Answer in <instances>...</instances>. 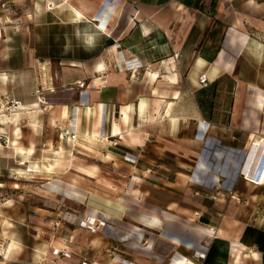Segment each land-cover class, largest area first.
I'll use <instances>...</instances> for the list:
<instances>
[{"label": "crops", "instance_id": "crops-1", "mask_svg": "<svg viewBox=\"0 0 264 264\" xmlns=\"http://www.w3.org/2000/svg\"><path fill=\"white\" fill-rule=\"evenodd\" d=\"M24 1L0 0L34 20L0 41V264H264V0Z\"/></svg>", "mask_w": 264, "mask_h": 264}, {"label": "rangeland", "instance_id": "rangeland-1", "mask_svg": "<svg viewBox=\"0 0 264 264\" xmlns=\"http://www.w3.org/2000/svg\"><path fill=\"white\" fill-rule=\"evenodd\" d=\"M30 3L29 0H25L24 1V5L21 4V5H12V7H16L17 10H18V7L20 8H24L26 10L29 9V6L28 4ZM11 2H5L4 6L1 4V7L2 8H5V6L7 7L8 5H10ZM8 14V13H7ZM24 12L21 11H18V12H11L9 13V16H1L0 17V30H3V33L0 32V41L2 40V36L4 37V39L8 40L9 38H12L13 37V33H11L8 28V25H19L20 28H24L25 25L27 24H33L34 20H33V17H24L23 16ZM11 21V22H10ZM6 22V23H5ZM19 36V38H21L23 40V37L24 35L22 33H17ZM43 35V34H41ZM53 36H58L60 37L59 35L60 34H52ZM30 36V34H28V37ZM71 37H72V34L71 33H68V32H64L63 34V38H64V41H65V54H66V51L68 52L69 50L71 51ZM66 42L69 44L66 45ZM69 51V52H70ZM19 104L18 103H15L14 99L12 98H8V97H3L2 99L0 98V124L1 123H7V118L9 115L12 114V112L18 107L19 108ZM7 131V130H6ZM3 137H0V141L3 142ZM5 140L7 138H4ZM4 146H5V143L3 142ZM3 148L0 146V149ZM5 151L4 149H1L0 151V154H3ZM9 166L8 162H7V159L6 157H0V168L2 170H5L7 167ZM13 175H11V178H15L14 181H18L19 183H27L29 186V188H35V187H41V188H44L43 186L45 184H41L40 182V179L38 176H35V175H32L31 173H23L22 171H16V170H13ZM8 174H6V176H0V179H2V181H4L5 183L4 186H8L10 185V180L8 177ZM12 185V184H11ZM2 197V196H0ZM262 202V204H264V201H260V203Z\"/></svg>", "mask_w": 264, "mask_h": 264}, {"label": "built area", "instance_id": "built-area-1", "mask_svg": "<svg viewBox=\"0 0 264 264\" xmlns=\"http://www.w3.org/2000/svg\"><path fill=\"white\" fill-rule=\"evenodd\" d=\"M117 69L122 70V69H130V70H139L140 68L143 67V64L141 63V61L137 60L136 58H132L130 60H124L123 63L119 62L118 64H116L115 66ZM200 81L201 83H206L207 81V77L206 75H203L200 77ZM61 137L65 138V139H73L75 140L77 138V135L75 133H70L69 131H63L61 133ZM263 144L264 145V138L260 139L258 143H256V141L253 143V146L255 148L256 147H260V145ZM255 173V172H254ZM250 174L247 173L245 175V177L256 183L259 184L262 180L261 179V174L260 173H255V174ZM257 174V175H256ZM210 198L214 199V200H219L221 198L224 199H232V200H237L239 201L240 198L236 195V193L232 190L228 191V192H217L214 195H210ZM253 213L256 216H264V204L260 203V202H256L254 208H253ZM73 222L72 219L70 218V216H68V213H65L64 215H62L59 219H56L54 221L51 222V226L55 229V230H59L60 228H62L63 224L65 222ZM75 221V220H74ZM78 223L80 224V226H84L92 231H96L100 225H104V222H101L100 224H97L96 220L92 219V218H87V219H83V220H78ZM6 255V251L5 249L0 248V258L1 257H5ZM120 260L125 263V264H133L132 262H129L123 258H120ZM84 264H89L88 262H85Z\"/></svg>", "mask_w": 264, "mask_h": 264}, {"label": "bare ground", "instance_id": "bare-ground-1", "mask_svg": "<svg viewBox=\"0 0 264 264\" xmlns=\"http://www.w3.org/2000/svg\"><path fill=\"white\" fill-rule=\"evenodd\" d=\"M10 22H11V21H10ZM5 23H6V22H5ZM258 142H259V140H258ZM258 142H256V143H258ZM262 146H263V145L261 144L260 147H256V146H255V148H256V149H261Z\"/></svg>", "mask_w": 264, "mask_h": 264}]
</instances>
